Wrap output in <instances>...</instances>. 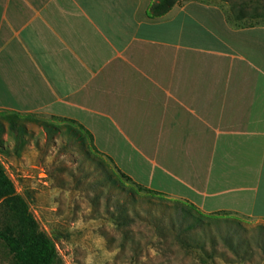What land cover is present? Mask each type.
<instances>
[{"label": "crops", "instance_id": "obj_1", "mask_svg": "<svg viewBox=\"0 0 264 264\" xmlns=\"http://www.w3.org/2000/svg\"><path fill=\"white\" fill-rule=\"evenodd\" d=\"M0 0V112L67 122L133 184L264 221V25L178 0Z\"/></svg>", "mask_w": 264, "mask_h": 264}, {"label": "rangeland", "instance_id": "obj_2", "mask_svg": "<svg viewBox=\"0 0 264 264\" xmlns=\"http://www.w3.org/2000/svg\"><path fill=\"white\" fill-rule=\"evenodd\" d=\"M204 1L225 8L238 25H264V0ZM11 123L18 125L13 134ZM17 131L25 141L21 148L14 138ZM0 141V164L39 228L55 243L61 264H264V221L231 214L229 223L211 229L224 236L236 233L240 245L235 252L218 237L213 249L209 235L200 231L196 238L204 242L205 253L181 249L178 231L169 219L160 220L175 200L121 177L72 124L0 112ZM7 221L0 205V228ZM0 264H14L1 242Z\"/></svg>", "mask_w": 264, "mask_h": 264}, {"label": "trees", "instance_id": "obj_3", "mask_svg": "<svg viewBox=\"0 0 264 264\" xmlns=\"http://www.w3.org/2000/svg\"><path fill=\"white\" fill-rule=\"evenodd\" d=\"M177 1L158 0L151 6L150 12L154 15L163 14ZM17 127V124L11 123L10 130L12 134L17 130ZM46 128H52V126H46ZM12 134H10L11 137L13 136ZM14 138L16 146L21 148L25 142L23 135L17 131ZM1 145L0 141V151ZM119 175L127 179L125 176ZM0 202L8 219L6 224L0 228V242L13 257L14 264H61L55 243L39 228L37 221L29 212L26 202L16 194L13 184L5 174L1 164ZM174 203L176 205L169 213L162 212L160 220L169 219L172 230L178 231L176 232L178 236L176 243L181 249L189 252L201 251L205 253L207 250L203 244L204 242H201V240L199 242L196 238L199 231L209 235V242L213 249L218 243L217 237L219 241H223L230 251L235 252L239 248L240 244L234 241L236 233L233 232L229 236H224L218 230L213 232L211 229L213 225L229 223L228 216L230 214L205 215L186 202L175 200ZM220 216L222 219L219 218ZM157 228L161 232L159 235L163 237L164 227L162 224L158 223Z\"/></svg>", "mask_w": 264, "mask_h": 264}]
</instances>
